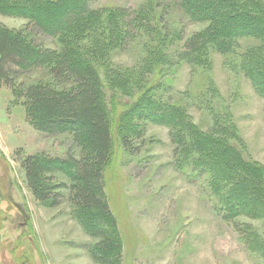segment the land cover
<instances>
[{"label": "rangeland", "instance_id": "rangeland-1", "mask_svg": "<svg viewBox=\"0 0 264 264\" xmlns=\"http://www.w3.org/2000/svg\"><path fill=\"white\" fill-rule=\"evenodd\" d=\"M91 6L105 17L110 10H123L146 19L145 27L129 34L125 24L115 25L120 35L113 42L112 27L101 16L80 53L98 71L112 120L104 184L121 243L119 264H264V217L236 218L240 234L234 222L215 211L218 202L209 180L181 168L171 129L133 117L146 94L176 108L188 126L234 146L242 162L262 174L264 97L242 67L248 56L264 54L263 43L241 39L224 55L207 46L193 64L184 45L208 24L191 21L178 0H91ZM0 23L20 31L28 21L0 16ZM36 41L58 49L47 37ZM51 79L49 69L41 68L20 82L29 86ZM13 101L10 90L0 89V264H96L90 251L99 240L90 233L93 227L109 232L107 222L97 215L84 221L69 202L68 190L62 192L60 207L45 209L26 187L19 163L20 157L39 153L65 157L71 137L37 133L26 122L24 107ZM137 125L144 138H135L129 153L120 137ZM56 179L69 183L63 175Z\"/></svg>", "mask_w": 264, "mask_h": 264}, {"label": "trees", "instance_id": "trees-1", "mask_svg": "<svg viewBox=\"0 0 264 264\" xmlns=\"http://www.w3.org/2000/svg\"><path fill=\"white\" fill-rule=\"evenodd\" d=\"M178 2L191 21L208 24L206 30L192 36L184 45L190 63H197L195 59L207 46L224 55L241 39H257L264 45V0ZM103 14L106 13L92 8L91 0H0V16L28 21L20 31H12L0 23V89L5 87L11 91L13 102L24 107L26 122L37 133L71 137L72 145L65 157L39 153L19 158L33 199L45 209H56L64 202L62 192L68 190L69 202L85 216L84 221L88 215H97L110 229L108 232L92 226L90 235L99 242L90 251V258L96 264H119L121 243L104 184V171L113 144L112 120L106 110L98 71L80 54L85 42L98 29ZM104 18L112 27L113 42L120 35L115 25L125 24V34L146 26V19L141 15L123 10H110ZM128 19L131 22H122ZM39 36L56 41L58 49L51 50L38 43ZM252 55L242 68L256 92L264 97V54ZM41 68L49 69L51 81L29 86L20 82ZM142 100L140 108L134 111V119L171 129L174 143L179 144L178 153L181 151V168L191 172V176L209 180L218 202L215 211L222 219L230 224L234 222L242 234L236 218L264 217L261 202L264 172L259 174L255 166L243 163L242 155L234 146L188 126L176 108L153 101L146 94ZM142 128L133 126L120 137L127 152H133L135 138H144ZM57 175L65 176L69 183L57 181ZM250 179L255 181L253 185Z\"/></svg>", "mask_w": 264, "mask_h": 264}]
</instances>
